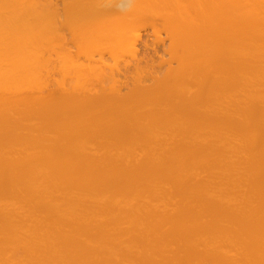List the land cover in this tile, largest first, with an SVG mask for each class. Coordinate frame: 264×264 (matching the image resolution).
Masks as SVG:
<instances>
[{"label": "bare ground", "instance_id": "bare-ground-1", "mask_svg": "<svg viewBox=\"0 0 264 264\" xmlns=\"http://www.w3.org/2000/svg\"><path fill=\"white\" fill-rule=\"evenodd\" d=\"M0 264H264V0H0Z\"/></svg>", "mask_w": 264, "mask_h": 264}, {"label": "rangeland", "instance_id": "rangeland-1", "mask_svg": "<svg viewBox=\"0 0 264 264\" xmlns=\"http://www.w3.org/2000/svg\"><path fill=\"white\" fill-rule=\"evenodd\" d=\"M145 28H147V27H145ZM145 28L142 29V30H143L142 32L140 31V39H142V41H144V42L146 41L145 44H146L147 46H146L144 43H142V42L140 43V40H138V42H137V46L140 47V50L138 49V50H139L138 52H140L139 55L141 56V55H144V54L146 53L147 56H148V55H151V56H152V55H153V56L155 55L154 57H156V59H157L158 55H159V57L162 56V53H163L164 50H165V47H162V46H166V44H167V42H168V39H167V37H165L166 35H164L163 33L160 32V34H161L162 36H160V35H159V36L162 37L163 42H164L163 44H161V43H162V41H161L162 39H159L158 36H156V35L153 34V33L150 35V34H149V32H150V30H151L150 27H148V29L150 28V29H149V32L147 31L148 29H145ZM144 31H146L147 34H146ZM151 31H152V30H151ZM150 33H151V32H150ZM156 34L158 35V33H156ZM152 35H153L154 37H156V38L159 39V40L157 39V40H158V41H157L158 44H157V42L155 41L156 38L154 39V37H153ZM163 37H164V38H163ZM150 38H151V39H150ZM149 40H151V41H149ZM150 42H151V43H150ZM155 43H156V44H155ZM150 44H151V45H150ZM148 46H151V47H148ZM139 47H137V48H139ZM152 47H153V48L155 47L156 49L153 50ZM162 48H163L164 50H163ZM162 50H163V52H162ZM147 51H148V52H147ZM141 52H142V53H141ZM155 52H156V53H155ZM148 53H149V54H148ZM157 53H158V54H157ZM156 54H157V55H156ZM163 55H164V53H163ZM140 56H139V57H140ZM132 59H134V58H131L130 60L132 61ZM154 59H155V58H154ZM156 59H155V60H156ZM119 60H120V59H119ZM121 60H122V59H121ZM121 60H120V61H121ZM123 60L125 61L124 58H123ZM134 60H135V59H134ZM120 61H118V63H119ZM132 62H133V61H132ZM132 62H131V63H132ZM120 63H122V61H121ZM127 63H128V62H127ZM122 64H123V63H122ZM124 64H126V62H124ZM124 64H123V65H124ZM129 64H130V63H129ZM119 65H120V64H119ZM127 65H128V64H127ZM63 157H64V156H62V158H63ZM62 158H61V159H62Z\"/></svg>", "mask_w": 264, "mask_h": 264}]
</instances>
